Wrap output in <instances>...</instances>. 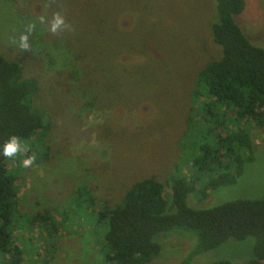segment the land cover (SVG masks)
Wrapping results in <instances>:
<instances>
[{
	"label": "rangeland",
	"instance_id": "rangeland-1",
	"mask_svg": "<svg viewBox=\"0 0 264 264\" xmlns=\"http://www.w3.org/2000/svg\"><path fill=\"white\" fill-rule=\"evenodd\" d=\"M245 1L236 22L264 49V0ZM213 13L212 0H0V56L18 62L24 78L38 80L35 106L51 120L40 146L47 157L26 167L18 183L19 212H74L85 186L98 206L115 207L137 182L196 174L186 161L193 151L187 120L199 72L222 58L210 34ZM57 14L68 27L52 33ZM21 34L28 36L27 49L19 45ZM252 139L258 154L237 184L204 201L191 195L192 208L264 198V130H252ZM70 216L74 223L49 240L51 253L43 251L48 237L36 224L22 234L28 243L21 232L15 240L39 264H101L89 224ZM159 243L161 254L151 264H181L192 247L179 234ZM227 245L193 264L224 258L245 264L254 240Z\"/></svg>",
	"mask_w": 264,
	"mask_h": 264
},
{
	"label": "trees",
	"instance_id": "trees-1",
	"mask_svg": "<svg viewBox=\"0 0 264 264\" xmlns=\"http://www.w3.org/2000/svg\"><path fill=\"white\" fill-rule=\"evenodd\" d=\"M212 1L210 34L222 58L199 72L192 93L186 134L193 139V151L186 161L196 174L187 177L178 171L166 183L137 182L115 207L98 206L85 186L74 199V212L53 214L48 209L33 216L19 212L23 160L34 158L32 165H39L47 157L40 146L51 120L35 106L38 80L24 78L18 62L0 56V151L11 136L27 149L12 158L0 155V264H39L21 248L15 233L22 235L28 226L38 225L48 237L43 251L51 253L56 248L49 240L53 242L65 224L74 223L71 213L89 224L101 264H151L162 251L159 238L171 234L192 242L181 264H193L199 256L249 239L254 245L245 264H264V198L233 200L212 209H196L188 203L191 195L204 201L235 186L258 154L252 130H264V49L253 45L236 22L246 1ZM22 236L28 243V237Z\"/></svg>",
	"mask_w": 264,
	"mask_h": 264
},
{
	"label": "clouds",
	"instance_id": "clouds-1",
	"mask_svg": "<svg viewBox=\"0 0 264 264\" xmlns=\"http://www.w3.org/2000/svg\"><path fill=\"white\" fill-rule=\"evenodd\" d=\"M34 26L29 27V32H31V29ZM68 27L65 25L63 17H61L59 14L54 16L51 25H50V31L52 33H56L58 30H63L64 28ZM28 36L21 34L19 37V45L23 49L28 48ZM26 151V146L16 137V136H11L3 146H2V151H0V155H2L4 158H12L16 156V154L19 151ZM34 161V158H29V159H24L23 160V166L28 167L30 166Z\"/></svg>",
	"mask_w": 264,
	"mask_h": 264
}]
</instances>
